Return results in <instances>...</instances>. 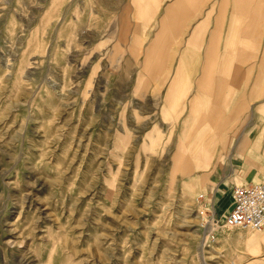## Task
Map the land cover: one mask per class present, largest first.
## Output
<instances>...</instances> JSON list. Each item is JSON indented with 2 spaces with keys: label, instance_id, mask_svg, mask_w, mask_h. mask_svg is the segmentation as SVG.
Instances as JSON below:
<instances>
[{
  "label": "rangeland",
  "instance_id": "rangeland-1",
  "mask_svg": "<svg viewBox=\"0 0 264 264\" xmlns=\"http://www.w3.org/2000/svg\"><path fill=\"white\" fill-rule=\"evenodd\" d=\"M101 9L0 0V264H235L244 246L229 241L252 231L214 225L208 246L189 177L187 147H214L118 101V83L87 65L86 29Z\"/></svg>",
  "mask_w": 264,
  "mask_h": 264
},
{
  "label": "crops",
  "instance_id": "crops-1",
  "mask_svg": "<svg viewBox=\"0 0 264 264\" xmlns=\"http://www.w3.org/2000/svg\"><path fill=\"white\" fill-rule=\"evenodd\" d=\"M101 3L100 25L86 29L87 65L118 83V101L188 130L190 146L214 147L195 155L183 142L195 162L189 177L218 217L233 188L264 181V0ZM240 242L235 264H264V230L233 236L231 250Z\"/></svg>",
  "mask_w": 264,
  "mask_h": 264
},
{
  "label": "built area",
  "instance_id": "built-area-1",
  "mask_svg": "<svg viewBox=\"0 0 264 264\" xmlns=\"http://www.w3.org/2000/svg\"><path fill=\"white\" fill-rule=\"evenodd\" d=\"M199 197L202 201L205 199L204 195ZM231 199L229 209L221 217H216L215 211L212 212L209 217L212 227L222 223L223 226L244 231L262 232L264 230V181L233 188ZM211 238L214 240L215 235L211 234Z\"/></svg>",
  "mask_w": 264,
  "mask_h": 264
},
{
  "label": "bare ground",
  "instance_id": "bare-ground-1",
  "mask_svg": "<svg viewBox=\"0 0 264 264\" xmlns=\"http://www.w3.org/2000/svg\"><path fill=\"white\" fill-rule=\"evenodd\" d=\"M196 146V145H195ZM197 147H195V149H196ZM181 150H182V147H181ZM180 151V150H179ZM181 152V151H180ZM195 152V151H194ZM201 152V151H200ZM203 154V153H202ZM205 154V153H204ZM199 156V155H198ZM198 156H196V157H198ZM202 156V155H201ZM205 156V155H204ZM207 156V155H206ZM176 158H177V155H176ZM175 158V159H176ZM205 158H207V157H205ZM211 158V157H210ZM210 158H208V159H210ZM204 159V158H203ZM211 161V160H210ZM210 161H208V162H210ZM206 162V161H205ZM194 164V163H193ZM204 164V163H203ZM174 165V164H173ZM198 165H199V163H198ZM208 166V165H207ZM206 166V167H207ZM184 168V169H187V170H189L190 169V165L189 164H178L177 166H176V169H178V168ZM203 195V194H202ZM201 196V195H200ZM200 202H202V201H200ZM207 202H208V200H207ZM203 203V206H204V209L202 210L203 212L201 213V218H202V220H204V223H202V227H203V230L205 231V234H206V237H205V240H206V243H207V245H208V243H209V240L213 243V242H215V240H216V238H217V234L215 235V239L213 240L212 238H211V234H210V232L211 231H214L215 230V228H213L212 227V224H211V220L209 219V217H208V213H207V211H206V209L208 208L206 205H207V203L205 204L204 202H202ZM211 209H212V212H214V209L211 207ZM203 214H205V215H203ZM220 227H223V228H228V229H239V228H231V227H228V226H220ZM219 227V228H220ZM219 228L216 230V232H218V230H219ZM242 230V229H241ZM240 234V233H239ZM204 245L202 244V247H203ZM206 246V245H205ZM209 246V245H208ZM203 249H204V247H203Z\"/></svg>",
  "mask_w": 264,
  "mask_h": 264
}]
</instances>
